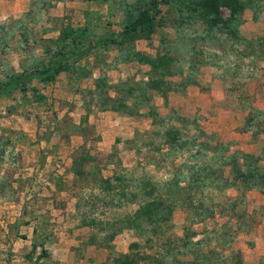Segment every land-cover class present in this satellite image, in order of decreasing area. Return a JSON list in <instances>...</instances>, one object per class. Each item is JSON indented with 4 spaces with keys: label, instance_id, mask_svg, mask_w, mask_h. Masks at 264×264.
I'll list each match as a JSON object with an SVG mask.
<instances>
[{
    "label": "rangeland",
    "instance_id": "obj_1",
    "mask_svg": "<svg viewBox=\"0 0 264 264\" xmlns=\"http://www.w3.org/2000/svg\"><path fill=\"white\" fill-rule=\"evenodd\" d=\"M128 1L131 2L129 6L134 8L153 9L152 5L158 0L150 3L147 0ZM48 2L49 0H0V82L10 74L20 73L22 66L37 64L39 60L45 59L43 47L47 39L34 35L31 29L37 26V32L41 30L39 9L46 8ZM24 4L26 13L20 12ZM245 4L238 30L242 35L240 38L248 43L241 50L234 48L230 40L228 42L222 35H206L199 22L190 24L180 20L182 15L175 13L173 5H159L153 10L151 55L155 50L157 53H169L176 60L175 69H179L183 58H187L192 65L215 54L230 77L238 75L247 79L241 86L247 83L251 86L254 82V85L264 87V63L259 60H264V0H245ZM179 21L182 25H178L180 28L177 30V39L182 37L186 40L185 44L164 37L174 35V26ZM213 48L221 51L215 53L211 51ZM238 60L243 67L247 66V71L237 65ZM248 67L252 70L248 71ZM251 88L244 87L245 91H240L243 99L248 97ZM41 90L42 86L32 82L24 92L14 91L7 97H0V163L5 165L0 176V205L20 207L14 222L10 220L12 215L0 214V234L3 232L1 221L7 223L5 235L3 239L0 238V264H51L47 257L50 253V241L60 223L57 216L63 215V221L77 220L82 225L89 222L103 224L102 231H97V239L102 248H110L114 255L122 254L113 251L112 244L114 238L122 234L119 246L126 247L124 254L133 255L134 264H243L242 254L232 243L237 242L235 239L240 233L250 231L247 220L252 214L248 212L253 210L248 201L241 197L231 200L230 188H223L221 182L224 179L218 181V176H215L219 170L224 171L222 167L215 165L213 174H209L206 185L201 190L191 185L193 174L188 186L185 183L172 187L171 192L160 188V184L173 180L177 174L179 164L174 160L179 156L185 166L200 164L202 159L197 155V144L206 142V138L199 136L198 123V128L193 125L194 120H189L186 124L176 123L171 120L170 113L166 124L181 130L182 140L186 145L182 152L174 156L167 151L162 153L164 164L160 169L169 173L167 180L161 179L157 172L148 173L146 170L144 173L145 178H150V184L159 186L157 194L161 196L163 205L157 216L167 218L166 222L149 224L139 233L125 228V217L136 210L141 196L138 195L134 203L119 200L116 190L104 192L98 188V184L94 182L98 178L96 174L90 180L70 182L71 196L77 199L74 213L60 214L51 211L50 178L47 173L38 176L41 166L35 172V165L42 164L44 160V149L36 151L30 147L39 141H47L50 132L48 127L60 125L61 121L54 120V112L50 110V96L43 95ZM245 93L247 97L244 96ZM38 96L41 97L40 100H37ZM245 125L251 127L256 137L264 132V115L251 110ZM32 158L37 162L34 165L30 161ZM216 168L219 169L216 171ZM130 174L131 176L124 173L122 175L128 180L124 187L127 191H134L137 181L132 180L138 177L139 171L134 169ZM57 186L60 187V184ZM240 188L244 189L243 186ZM191 190L194 193L190 194ZM188 197L195 204H190ZM51 198L52 204L59 203V200ZM55 207L60 209L61 206ZM256 210L257 217L264 212L263 209ZM235 219L241 222L238 226L244 227H234L236 224L232 220ZM196 223L199 225L195 226ZM26 232L29 233V238H26ZM114 232L117 235L108 244ZM14 242L17 243L14 245ZM31 246L34 253L28 257ZM40 247L46 256L35 261ZM107 259L110 262V253Z\"/></svg>",
    "mask_w": 264,
    "mask_h": 264
},
{
    "label": "crops",
    "instance_id": "obj_2",
    "mask_svg": "<svg viewBox=\"0 0 264 264\" xmlns=\"http://www.w3.org/2000/svg\"><path fill=\"white\" fill-rule=\"evenodd\" d=\"M130 3L128 0H49L46 8L39 9L41 30L37 32V26L28 29L42 38L56 39L66 25L74 29L82 28V35L86 39L84 44H94L118 36L123 18L122 6ZM25 7L26 4L20 8V12L26 13ZM173 33L172 36L164 37L185 44L186 40L182 37L178 40ZM238 34L242 36L239 30ZM222 37L226 38L224 35ZM150 45V39L141 38L130 43L132 51L153 57L156 50L151 55ZM233 47L242 49V45ZM124 48L95 45L81 58L70 61L69 67L58 72L52 82L38 84L42 86L41 93L50 96L54 120L61 121L60 125L48 127L50 132L47 141H39L30 147L36 151L44 149V160L42 164L35 165V172L41 166L38 176L47 173L50 178L51 211L74 213L77 199L71 196L70 182L90 180L94 174L98 178L111 179L120 173L131 176L130 172L138 169L137 178L144 177L147 170L148 173L157 172L161 179L167 180L169 173L160 169L164 164L162 153L167 151L161 139L163 127L154 122L151 109L159 118L175 112L182 118L194 120L204 134L212 137V144L227 146L226 155L236 152L256 157L264 149V132L255 137L251 127L245 125L251 110L264 115V87L254 85V82L252 88L250 83L243 84L251 88L248 97L245 93L247 98L243 99L240 91L245 90L241 85L247 79L238 75L230 77L225 73V66L217 61L216 55L210 54L199 64L190 65L189 60L183 58L182 66L176 68L173 75L163 79L170 89H150L146 87L152 77L149 65L124 58ZM211 51L219 53L221 49L213 48ZM259 60L264 63V60ZM236 63L246 70L247 66L243 67L239 60ZM251 70L248 67V71ZM98 84H103V89ZM136 86L147 88L148 101L137 96L133 91ZM100 91L103 101L98 98ZM117 100L122 107L112 108L113 101ZM211 156L210 152H206V159ZM180 159L179 156L174 162L181 164L183 160ZM30 161L32 165L37 163L33 158ZM260 165L264 166V161ZM73 168L81 171V175H75ZM4 170L2 162L0 176ZM223 170L222 179L230 182L231 168L225 166ZM183 184L180 182L178 186ZM240 186L238 181H234L227 187L231 191V200L238 197L245 199L254 212H248L252 214L247 220L250 231L240 233L235 239L237 242L232 244L242 254L243 264H264V212L256 216V209L264 210V191L242 189ZM51 196L59 203L52 204ZM58 205L60 209L55 207ZM19 208L2 204L0 214L12 215L10 220L14 222ZM63 216H57L60 223L57 222L59 225L50 241V253L47 256L50 263L110 264L107 262L110 250L100 245L96 227L82 225L77 220L63 221ZM232 222L236 228L244 227L238 226L241 222L237 219ZM1 224L3 232L0 238L3 239L7 223L1 221ZM28 235L26 232V238H29ZM121 235L114 238L113 251L124 254L126 247L119 246Z\"/></svg>",
    "mask_w": 264,
    "mask_h": 264
},
{
    "label": "trees",
    "instance_id": "obj_3",
    "mask_svg": "<svg viewBox=\"0 0 264 264\" xmlns=\"http://www.w3.org/2000/svg\"><path fill=\"white\" fill-rule=\"evenodd\" d=\"M150 2L152 0H147V3ZM161 4L173 5L175 13L182 15L179 18L180 20L189 22L190 24L199 22L204 27L203 31L206 35L213 33L224 35L230 40L231 44L242 45V49L248 43V41L241 39L238 34L239 26L242 23L241 13L246 7L245 0H158L152 5L153 9H138L124 4L122 6L121 31L116 38L99 40L94 44H84L86 39L82 35V28L74 29L66 25L60 30L59 36L56 39H47L44 42V60H39L37 64L22 66L20 73L10 74L0 82V97H7L14 91L24 92L26 86L32 82L42 85L49 84L58 72L65 71L69 67L70 61L81 58L95 45L124 46L125 48L122 51L124 58H132L140 63L149 65L152 77L146 85L147 88L159 91L170 89V85L163 79L175 73L176 60L166 53L157 52L153 57H148L132 51L130 47V43L134 39H150L153 32V10ZM178 25H182V22H177L174 29L172 28L176 34V38L179 37V31L177 32V30L180 27ZM98 85L103 89V84ZM146 87L136 86L133 89L137 96L142 97L145 102L148 101ZM98 98L102 101L104 100L101 91L98 93ZM40 99L41 97L38 96L37 100ZM113 102L112 108H115V106L122 107L119 100ZM258 113L263 114L262 112ZM150 114L154 122L159 123L163 127L161 139L167 146V152L172 153L171 155L173 156L182 152L186 143L182 140L181 130L171 125L168 126L166 122L169 120L170 115H172L171 120L176 123L186 124L189 120L178 116L175 112H171L170 115L164 118L157 117L153 109H151ZM192 123L198 128L195 121H192ZM198 133L199 136L206 138V142L197 144L196 152L198 156L200 155L202 162L198 165L192 164L193 166L189 167L185 166V163L182 162L177 166V174L174 175L173 180L160 184V188L171 192L170 189L177 187L180 182H183L184 185L186 183L188 186L193 174L194 180H192L191 185L197 186L198 190H201V187L206 185L205 181L209 178V174H213L215 165L218 164L217 167L223 168L229 166L231 168L232 180L230 182L223 180L221 182L224 185L223 188L229 187L234 181H238L244 189L255 188L264 191V166L260 165V162L264 161V149L256 157L236 152L226 155V145L219 143L212 144V137L207 136L201 130ZM206 152H210L212 156L206 159ZM240 160L241 162L239 163ZM218 169L216 168V171ZM183 170L184 172H182ZM73 171L75 175H81V171L78 169L73 168ZM221 173L219 170L215 175L218 176V181L222 179ZM122 175L116 174L111 179L97 178L94 182L98 184L97 186L101 191L111 192L116 190L118 193L116 197L119 200L134 203L138 195L141 196L136 210L130 216L125 217V228L139 233L145 230L149 224L166 222L167 218L157 216L158 211L163 205L161 196L157 194L159 186L150 184L148 178L141 176L132 180L137 181L135 190L127 191L124 186L128 180ZM192 193H194L193 190L190 191V194ZM190 200V204H195L191 198ZM87 225H93L96 227V231H102L103 224L96 225L89 222ZM115 235H117V232L112 233L108 244ZM130 247L131 245L128 249ZM107 249L110 250V264H134L133 255L130 253L114 255L111 253L110 248ZM33 250L34 248L31 246L28 257L33 255ZM45 256V252L40 247L39 256L35 258V261Z\"/></svg>",
    "mask_w": 264,
    "mask_h": 264
}]
</instances>
